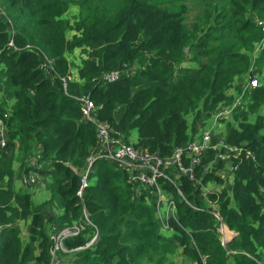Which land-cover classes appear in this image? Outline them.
<instances>
[{"label": "trees", "instance_id": "obj_1", "mask_svg": "<svg viewBox=\"0 0 264 264\" xmlns=\"http://www.w3.org/2000/svg\"><path fill=\"white\" fill-rule=\"evenodd\" d=\"M92 1L0 0L14 31L13 45L35 47L53 61L59 77L71 71L75 76L64 95L58 80L37 69L34 51L7 49V26L0 20V113L13 102L5 121L9 141L0 151V264H49L48 227L56 230L82 219L76 192L94 131L80 120L75 97L87 96L97 106L99 121L113 137L127 140L134 131V148L165 157L193 138L196 122L208 119L219 102L229 100L223 92L231 77L248 70L247 55L222 46L228 30L225 19L238 20L237 33L257 32V41L262 38L256 23L263 20L254 17L264 18V0H216L199 20L205 28L194 26L193 31L185 23L189 9L184 0H123L98 21H92ZM211 18L217 25L209 23ZM74 53L78 63L69 60ZM187 59L198 67L184 66ZM254 61L252 66L261 71L264 47ZM111 72L118 78L104 82ZM246 99L249 110L261 106L263 114L253 126L244 125L242 117L238 131L224 134L226 143L242 144L255 159L243 160L232 172L229 193L222 189L218 194L219 216L235 233L224 247L211 232L214 219L192 211L174 195L179 225L170 221L169 235H162L152 199L137 194L125 172L99 160L81 193L96 239L61 264H173L167 261L176 249L196 263L203 254L205 264H264V77L246 92ZM35 143L40 149L37 171L50 182L49 198L36 206L28 194L12 187ZM209 180L219 181L208 174L202 182ZM180 183L188 201L202 207L194 184L185 177ZM215 197L209 195L208 200ZM54 208L59 212L53 213ZM19 222L27 224L24 243ZM92 235L93 229L85 226L64 246H83Z\"/></svg>", "mask_w": 264, "mask_h": 264}, {"label": "built area", "instance_id": "obj_2", "mask_svg": "<svg viewBox=\"0 0 264 264\" xmlns=\"http://www.w3.org/2000/svg\"><path fill=\"white\" fill-rule=\"evenodd\" d=\"M0 20L5 22L7 26V49H10L13 53L24 50L34 51L39 58L37 69L45 77L58 80L61 91L66 95L67 83L74 80L73 76L59 77L55 71L53 61L33 46L26 45L23 48H16L12 41L14 31L1 6ZM256 25L260 27L262 33V38L259 41V47L262 48L264 47V23L257 22ZM117 78L118 73L111 72L105 75L102 80L111 83ZM257 86H259V78L252 73L246 84L241 87L239 93L234 95L229 107L216 114L205 126L203 131L196 132L191 140L187 141L184 145L175 147L165 157H159L155 153L138 150L134 148L133 143L129 142L130 140L113 137L109 132L107 124L99 121L97 106L87 96L75 97L74 100L78 105L80 120L93 128L94 144L89 149V153L85 159L84 170L79 179V189L76 192V197L80 201L82 219L56 230L51 226L48 227L51 232V235L48 237L50 242L48 251L49 264H61V261L57 259L58 256L80 252L90 246L96 239L97 232L95 227L88 221L87 213L81 199V193L88 184V175L91 172L93 164L99 160L105 161L125 172L129 184L134 188L135 192L137 194L143 193L152 199L154 216L162 230H168L170 221L175 225H179L176 215V204L173 198L174 195L183 205L192 211L207 213L214 219V231H210L216 235L220 246L224 247L226 242L233 235L235 236V233L226 230L216 209L217 197L220 192L219 183L226 180L230 187L232 172L237 169L243 160L254 161V155L246 151L241 146L242 144L230 145L226 143L223 132L222 137L219 138V132L217 131L218 121L228 122L232 114L240 111L244 106L246 92ZM12 103L8 102L3 112L0 113V151L6 148V144L9 141L6 136L5 121L9 117V107ZM209 151L212 153H209ZM39 158L40 149L38 144L35 143L32 148L31 157L27 160L24 169L22 168L17 178L19 188L23 189L25 194L35 193L42 187H44L45 191H48L45 183L49 184V180L37 171V169L41 168V163L38 162ZM211 160V165L217 164L216 169L214 168L212 170L211 166H206L207 162ZM219 164H221L220 168L218 167ZM216 172L219 174L220 179L218 183L214 182V180L202 182L203 177L208 174L213 176ZM227 176L229 177L227 178ZM181 177H185L188 182L194 184V188H197L196 190L199 191L197 194L198 197H201L204 201V206H196L183 195L180 188ZM44 181L46 182L43 183ZM260 194L262 197L261 209L264 212V189L260 191ZM209 195H215L216 197L213 201H209ZM52 212L58 213L59 210L54 208ZM85 226L93 229V235L89 241L83 246L71 250L66 249L64 242L68 239L78 237L84 231ZM184 231L189 234L188 231ZM204 261L206 263V257L202 258L200 256L199 264H202Z\"/></svg>", "mask_w": 264, "mask_h": 264}, {"label": "rangeland", "instance_id": "obj_3", "mask_svg": "<svg viewBox=\"0 0 264 264\" xmlns=\"http://www.w3.org/2000/svg\"><path fill=\"white\" fill-rule=\"evenodd\" d=\"M123 0H93L91 5H92V21H98L100 19V16L103 12L105 11H112L114 8H116L117 6H119L121 4ZM186 2V5L189 9L188 14L186 16V26L190 31H193L194 26L197 27L198 26V30L199 29H204L205 26L199 24V20L204 17V15L208 12L209 10V6H212L214 4V2L216 0H207L206 3H198L195 2L194 0H184ZM245 18L247 17V15L244 16ZM251 17V16H250ZM253 18V17H252ZM254 20H263L264 18H255ZM238 20L235 17H228L225 19V25H228V30H225V32H223V44L222 46L226 49H228L231 52H238V53H243L245 55L248 56V60H249V66H248V70L241 75H235L233 77H231V81H229V85L227 84L225 87V90L223 92V95L225 97V95L228 97V101L224 100L219 102L216 107L213 109L212 114L210 115V117L206 120H204L201 123L196 122V131L194 132V134L196 132L199 131H203L205 126L211 121V119H213V117L218 114L221 110L229 107L232 103V98L234 97V95L236 93H239L241 87H243L248 78L250 77V75L252 73H256V76H258L259 79H262L264 77V67L261 68V71H258L256 69V67L252 66V63H255V59H257V55L258 52L262 49L259 47V41L258 40V33L257 32H252V34H247L245 33H237V29L239 27V23L237 22ZM263 21H261L262 23H264ZM210 24L213 25H217V23L214 22V20L211 18L209 20ZM197 34L200 35V33L197 31ZM76 54V53H75ZM72 57V56H71ZM190 57V54H187V58ZM77 59H79V56L77 55ZM190 60L187 59V62L184 63V66L187 67H192L194 69H196L198 67V65L196 63H189ZM72 75L74 76V72L71 71ZM262 83V80L261 82ZM250 104V102L245 98L244 100V106L240 109V111L238 112H234L232 114L231 119H229L228 122H224V121H218V127H217V131L219 132V138L222 137V132L226 135H228L232 130H237L239 129L238 127V123L241 122V118L245 116V122L244 125L246 126H253L254 124L257 123V119L259 116H261L263 114V107L259 106L256 108H253L251 110L248 109V105ZM202 120V119H201ZM186 122L187 125L190 127L191 125V117L187 116L186 117ZM217 122V121H216ZM210 125V124H209ZM190 131V130H189ZM190 135H192L193 133H189ZM135 132H131L130 136L127 138V140H130V143H135ZM255 160V159H254ZM211 161L207 162L206 166H211V169L213 170L214 168L216 169L217 164H213L211 165ZM16 165L15 163H13V166ZM218 167H221V164L218 165ZM14 170H17V165L16 168ZM219 170V169H218ZM15 172V171H14ZM20 172L16 173V175L14 176V179L12 181V187L13 190H18L20 192H24L23 189H19L17 187V178L19 176ZM214 177H216L219 181V174L216 172L215 175H213ZM229 176H227L228 178ZM212 181V180H209ZM46 181H44L43 183H45ZM46 188L48 186V183H45ZM222 189L224 190V192L226 191L227 194L230 191V187L229 184L227 183L226 180H223V182L221 181L219 183V191H222ZM45 190V189H44ZM43 192V191H42ZM38 193V192H37ZM37 193H30L29 196L31 197L33 194H37ZM46 199L49 198V195L46 194ZM44 200L43 202L47 201ZM30 201L32 202V204L34 205H38V203L32 199H30ZM42 202V203H43ZM40 203V204H42ZM204 206V204H203ZM154 214V213H153ZM155 218V216H154ZM26 226L27 224L24 222H19L18 223V228L21 232L20 234V238L22 243H24L27 239V233H26ZM161 228V227H160ZM226 228V227H225ZM162 229V228H161ZM227 230V228H226ZM162 235L167 236L169 235L170 231L169 230H162ZM229 231V230H227ZM47 232V236L49 237L51 235V232L49 229L46 230ZM231 232V231H230ZM177 250V251H176ZM174 251V253L169 256V261L168 262H172L173 264H199L194 262V260H192L188 255H182V250H178L176 249ZM201 253V252H199ZM202 258H205V256L203 254H199ZM190 259H188V258ZM73 258V255H71V253L69 254H63L57 257V259L59 261H67L69 262L70 259ZM205 264V261L202 263Z\"/></svg>", "mask_w": 264, "mask_h": 264}, {"label": "crops", "instance_id": "obj_4", "mask_svg": "<svg viewBox=\"0 0 264 264\" xmlns=\"http://www.w3.org/2000/svg\"><path fill=\"white\" fill-rule=\"evenodd\" d=\"M77 53L75 54L74 53V55L71 57V58H69V60L70 61H72V62H74V63H78V60L79 59H77ZM73 76V75H72ZM73 78H75V76H73ZM16 168V165H14L13 166V170ZM18 183V182H17ZM17 187L19 188V185L17 184ZM230 187H231V184H230ZM20 189V188H19ZM43 191V192H42ZM38 192V193H37ZM25 193V192H24ZM35 193H37L36 195L35 194H33L31 197H30V199H32V200H34V201H36L37 203H38V205L40 204V203H42L47 197H46V194H48L49 195V192L48 191H45L44 190V187H42V188H39ZM47 200V199H46ZM34 205V204H33ZM34 206H36V205H34ZM17 226V225H16ZM21 234V233H20Z\"/></svg>", "mask_w": 264, "mask_h": 264}, {"label": "water", "instance_id": "obj_5", "mask_svg": "<svg viewBox=\"0 0 264 264\" xmlns=\"http://www.w3.org/2000/svg\"><path fill=\"white\" fill-rule=\"evenodd\" d=\"M233 237H235V236L233 235L227 242H229Z\"/></svg>", "mask_w": 264, "mask_h": 264}, {"label": "bare ground", "instance_id": "obj_6", "mask_svg": "<svg viewBox=\"0 0 264 264\" xmlns=\"http://www.w3.org/2000/svg\"><path fill=\"white\" fill-rule=\"evenodd\" d=\"M224 231V233H226V231L225 230H223Z\"/></svg>", "mask_w": 264, "mask_h": 264}]
</instances>
